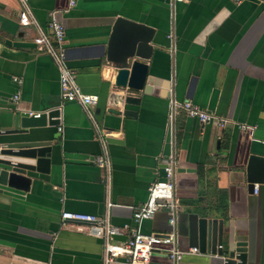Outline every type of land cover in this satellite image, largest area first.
Instances as JSON below:
<instances>
[{"label": "crops", "instance_id": "crops-1", "mask_svg": "<svg viewBox=\"0 0 264 264\" xmlns=\"http://www.w3.org/2000/svg\"><path fill=\"white\" fill-rule=\"evenodd\" d=\"M170 4L80 0L67 12L68 0H29L44 29L56 13L79 86L99 98L94 114L108 134L113 165L109 197L94 163L103 147L91 121L80 105L62 101L59 70L37 50L36 29L20 25L19 1L0 0V145L25 138L10 133L21 129L22 114L59 111L58 125L52 118L38 130L52 143V155L40 172L29 174L30 190L0 185V264H103V241L89 225L64 221L63 212L99 218L109 212L123 237L169 233L167 211L139 224L134 212L147 202L151 185L164 179L159 161L170 155L177 160L178 250L195 248L189 216L198 214L224 222L225 248L245 242L247 264H264V184L252 192L247 170L251 157L264 158V0ZM119 17L156 30L148 64L160 84L138 106L119 103L122 93L102 65V47ZM187 101L227 119V126L188 117L176 107ZM205 258L189 253L181 264ZM151 264L172 262L155 253Z\"/></svg>", "mask_w": 264, "mask_h": 264}, {"label": "water", "instance_id": "water-1", "mask_svg": "<svg viewBox=\"0 0 264 264\" xmlns=\"http://www.w3.org/2000/svg\"><path fill=\"white\" fill-rule=\"evenodd\" d=\"M156 30L142 23L124 17L116 19L107 47H102V65L115 78L114 88L120 91V104L138 106L144 95L154 94L160 81L149 75L148 62L154 54L153 41ZM126 116H137L136 112L125 111ZM57 119L59 111L49 114L24 113L20 116L21 129L10 132L24 135L21 141H12L0 145V185L23 192L30 190L32 177L46 166L52 155V143L43 140L39 132L45 128L48 120ZM38 131V132H37ZM250 189L255 191L256 184H264V158L253 156L248 165ZM189 239L191 246L208 257L201 264H247L248 254L245 242L235 245L225 244L224 222L198 214L189 216ZM117 241H126L127 237H115Z\"/></svg>", "mask_w": 264, "mask_h": 264}, {"label": "built area", "instance_id": "built-area-1", "mask_svg": "<svg viewBox=\"0 0 264 264\" xmlns=\"http://www.w3.org/2000/svg\"><path fill=\"white\" fill-rule=\"evenodd\" d=\"M18 1L22 8L19 13L20 25L24 28L33 27L36 29L37 36L33 42L37 50L51 57L59 70L62 101L77 103L83 108L102 143V154L96 157L94 163L103 173V183L110 197L113 165L106 141L108 134L103 130L94 114V108L98 105L99 98L84 93L79 86L77 74L68 64L66 31L62 23L58 21L56 13H51V21L47 29H44L34 18L29 0ZM183 1L171 0L170 5L174 8L177 3ZM79 2L80 0H68L67 12L75 9ZM15 80L17 81L18 79ZM18 99L19 97H16L14 100L17 101ZM176 107L183 110L188 117L198 120L204 125L216 124L219 128L224 129L229 122L223 117H218L213 113L201 109L190 101ZM159 162L163 165L164 179L151 185L147 202L134 212V221L139 224L143 221L152 220L159 211L165 210L169 215V224L171 226L169 233L143 234L139 231H131L126 241H117L115 237H123L125 233L123 229L113 225L109 212L103 218L93 215L63 212L62 219L64 221L81 222L89 225L90 233L103 241V264H113L116 262H123L124 264H151L155 253L167 255L171 259L172 264H181L187 254H199L198 248L191 249L189 253L178 250L177 218L180 212V203L175 195L177 160L175 156L170 155L162 157ZM255 191H258V187L255 188ZM111 207L112 204L108 202V209Z\"/></svg>", "mask_w": 264, "mask_h": 264}]
</instances>
